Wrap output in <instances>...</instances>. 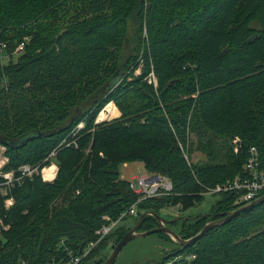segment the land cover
Listing matches in <instances>:
<instances>
[{
	"label": "trees",
	"instance_id": "trees-1",
	"mask_svg": "<svg viewBox=\"0 0 264 264\" xmlns=\"http://www.w3.org/2000/svg\"><path fill=\"white\" fill-rule=\"evenodd\" d=\"M106 110L120 117L96 124ZM204 131L238 138V153L229 147L217 163L206 146L211 160L189 165L188 135ZM0 145L8 160L0 175L38 169L12 186L0 176V264L82 254L103 218L115 221L137 199L122 164L142 163L172 184L169 196L139 203L136 219L192 209L208 189L242 176L250 148L264 170V0H0ZM52 159L56 178L45 183L39 173ZM218 196L215 220L237 209L235 194ZM204 221L178 236L192 238ZM263 225L264 203L156 264H264ZM158 226L146 216L140 229Z\"/></svg>",
	"mask_w": 264,
	"mask_h": 264
},
{
	"label": "rangeland",
	"instance_id": "rangeland-1",
	"mask_svg": "<svg viewBox=\"0 0 264 264\" xmlns=\"http://www.w3.org/2000/svg\"><path fill=\"white\" fill-rule=\"evenodd\" d=\"M132 36V34H131ZM133 36H137L136 34H133ZM142 38H146V32L142 31ZM141 40V39H140ZM16 54L20 53V50L18 49L15 51ZM14 54V55H16ZM142 63H140L139 68L141 70ZM134 76H139L140 72L136 70L133 74ZM156 78V76H155ZM110 104V103H109ZM107 104V105H109ZM106 105V106H107ZM110 105H114L111 103ZM106 106L102 109L104 110ZM116 108V107H115ZM195 109V106H192L190 108V115L188 117V120L192 121V112ZM101 110V111H102ZM117 110V108H116ZM118 111V110H117ZM119 113V112H118ZM103 118L101 122H98V120H95L96 124H100L103 122H109L111 120L117 119L114 118V114H110V111L106 110L103 111ZM120 114V113H119ZM100 116V115H99ZM98 117V116H97ZM97 119V118H96ZM82 124L78 126L77 129L82 128ZM196 133V132H195ZM197 134V133H196ZM205 135H200V134H189V143H188V148L189 150L192 149L191 153H188L187 150L185 149L184 156L187 157V162H190V164H195V165H205L207 164L211 158L207 155V152L204 151L205 147L208 146L210 149H205V150H210L213 153H217L216 155L218 156L217 160L215 162L217 163H222L225 162V159H222L225 154V151L230 147L231 150H233V142L232 140L229 141L228 143H225L221 138L219 137H213L214 134L210 132H205ZM202 146L204 148L202 149ZM199 147V149H198ZM5 148L0 145V173H2L1 170H3L7 166V158L5 157ZM48 167V166H47ZM57 167V164L54 162L52 159L51 162L49 163V169L53 170L54 168ZM47 169V168H46ZM44 169V170H46ZM119 170L121 174L125 177L124 181L131 182L132 178H138L142 177L145 175V173H148L145 169L142 163L135 162L134 164L128 165L127 168H124L122 165L119 166ZM18 172V171H17ZM16 173V172H13ZM148 175H156V174H150ZM147 176V175H146ZM41 177V176H40ZM45 178V176H44ZM56 178V175H55ZM55 178L50 181V182H45V183H52ZM46 179V178H45ZM47 180V179H46ZM43 181V180H42ZM44 182V181H43ZM263 196V195H262ZM219 199L218 195H205L203 201L200 204L195 205L192 209H189L187 211H182L180 206H168L164 207L158 212V217L162 219L166 223H170L168 228L174 232L176 235H180L183 233L184 229L182 227L184 225H188L186 223L192 222L196 219L203 218L206 224L217 221L219 219L215 220L216 216H213V207L217 200ZM221 216V215H217ZM138 219L136 217L132 218H126L123 222H121L117 228H122L120 231L116 232L117 234L113 236L104 246H102L99 251L96 253L93 258L86 262L88 264H91L90 262L95 261V260H100L104 259L107 260V258L110 256L111 252L113 251L114 247L116 246L115 241L117 237L119 236V233H127L129 230H131ZM205 224V225H206ZM148 226V225H146ZM151 227H155L154 224L149 225ZM148 226V227H149ZM264 228V225L262 226ZM157 228V227H156ZM144 227L140 229V233L144 232ZM155 229V228H154ZM253 234V232H252ZM179 246L171 239L162 236V235H150L147 237H142L139 239H135L131 242H129L119 253L116 261L114 264H156L158 263L165 255L169 256V254H172L173 251L177 250Z\"/></svg>",
	"mask_w": 264,
	"mask_h": 264
},
{
	"label": "built area",
	"instance_id": "built-area-1",
	"mask_svg": "<svg viewBox=\"0 0 264 264\" xmlns=\"http://www.w3.org/2000/svg\"><path fill=\"white\" fill-rule=\"evenodd\" d=\"M137 70L140 72V68ZM147 82L148 84H153V86L156 87V78L152 72L147 76ZM232 142L234 144L233 153L237 154L239 151L240 140L238 138H234ZM53 156L54 154L52 153L49 157ZM187 157V155L184 156L186 160ZM188 164L190 165L189 162ZM46 168L47 167L41 169L39 174L44 182H50L57 174V167L54 168L53 178L49 180H46L43 176V170ZM34 175H38V169L25 165L18 169L17 175L13 172H7L1 174L0 176L4 179L6 186H12L15 182L21 183L24 179L31 178ZM129 188L137 197L135 203L126 211L121 213L115 221H111L109 218L104 217L103 219L105 224L97 231L96 240L90 242L82 254L75 256L68 250H64L66 253V259L53 264H83L87 256L95 248H97L107 236L117 229L121 222H123L126 218L137 217V205L139 203L144 200L167 197L172 192V184L170 180L167 177L158 174L135 178L129 182ZM224 193L235 194L233 207L236 208L245 206L263 195L264 170L260 168L259 156L255 148H250L248 150V158L243 165L242 176H237L223 184L216 185L214 188L208 189L204 195H220ZM5 205L6 207L11 206L12 200H7Z\"/></svg>",
	"mask_w": 264,
	"mask_h": 264
},
{
	"label": "water",
	"instance_id": "water-1",
	"mask_svg": "<svg viewBox=\"0 0 264 264\" xmlns=\"http://www.w3.org/2000/svg\"><path fill=\"white\" fill-rule=\"evenodd\" d=\"M264 203V196H261L260 198H258L257 200L242 206L240 208H237L235 211L228 213L225 217L223 216H219L221 217L219 220L217 221H213L210 222L208 224H206L201 230L200 232H198L195 236H193L192 238L188 239V240H182L178 235H176L174 232H172L167 225H169L170 223H174L170 222V223H166L164 222L162 219H160L158 217V215L154 214V213H143L142 215H140L138 217V220L135 224V226L129 230L126 234H124L122 236V238L119 240V242L116 244V246L114 247L113 251L111 252L110 256L107 258V260H105L102 264H114L119 253L121 252V250L131 241L135 240V239H139L142 237H147L150 235H165L167 237H169L171 240H173L178 246L181 247V249L185 248L186 246L194 243L195 241L199 240L201 237H203L208 231H210L211 229L219 226L220 224L226 223L228 221H230L232 218L236 217L237 215H239L242 212L245 211H249L255 207H257L258 205ZM146 216H151L153 218L156 219L157 223H158V227L155 229H151L145 232H139L140 229V224L141 221L146 217Z\"/></svg>",
	"mask_w": 264,
	"mask_h": 264
},
{
	"label": "bare ground",
	"instance_id": "bare-ground-1",
	"mask_svg": "<svg viewBox=\"0 0 264 264\" xmlns=\"http://www.w3.org/2000/svg\"><path fill=\"white\" fill-rule=\"evenodd\" d=\"M103 112L100 114V116L98 117V122H101V120H102V118H103ZM43 176H45V178L47 179V180H49V179H51V178H53V176H54V172H53V170H51V169H49V168H47L46 170H43Z\"/></svg>",
	"mask_w": 264,
	"mask_h": 264
},
{
	"label": "crops",
	"instance_id": "crops-1",
	"mask_svg": "<svg viewBox=\"0 0 264 264\" xmlns=\"http://www.w3.org/2000/svg\"><path fill=\"white\" fill-rule=\"evenodd\" d=\"M119 113H117V116H115L114 118H117V117H119ZM131 164H134V163H125V164H122V166L124 167V168H127L128 167V165H131ZM119 175H120V179L121 180H125V177L121 174V172H120V170H119ZM146 175H148V173H145V175H143V176H146ZM133 179H135V178H132L131 180H133Z\"/></svg>",
	"mask_w": 264,
	"mask_h": 264
}]
</instances>
